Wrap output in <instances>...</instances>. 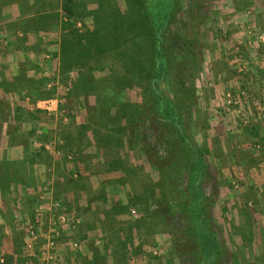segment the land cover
Returning <instances> with one entry per match:
<instances>
[{
	"label": "rangeland",
	"instance_id": "374dc122",
	"mask_svg": "<svg viewBox=\"0 0 264 264\" xmlns=\"http://www.w3.org/2000/svg\"><path fill=\"white\" fill-rule=\"evenodd\" d=\"M63 1L0 0V264H264V0H174L166 24L171 1H147L169 60L156 87L202 176L175 124L145 114L144 73L105 112L74 87L81 71L112 85L118 47L62 68L63 35L101 30L112 6L136 22V3ZM125 30L122 48L151 63L149 36ZM188 190L215 235L208 260Z\"/></svg>",
	"mask_w": 264,
	"mask_h": 264
},
{
	"label": "trees",
	"instance_id": "16d2710c",
	"mask_svg": "<svg viewBox=\"0 0 264 264\" xmlns=\"http://www.w3.org/2000/svg\"><path fill=\"white\" fill-rule=\"evenodd\" d=\"M68 1L70 0L63 1V9L68 13H72L70 9L71 6ZM133 1L136 3L137 8L141 12V16H139V20H136V22L127 21V19H131L130 17H132V14L130 13H128L130 14V17L127 18L126 16H124V14H121L122 18H120V13L117 11L115 6H112L110 12L112 16L105 15L106 25H104L101 30L99 29L100 26H98L93 32L90 31L82 34L79 33V31L75 30L71 31V34L63 35L60 42V58L62 68L66 71L72 68L73 66L83 67L87 64L88 60L90 59V57L88 56H94V53H98L99 55H101L104 51L109 48L118 47L119 49L117 53H114V55H116L112 58L121 60L122 66L126 71L123 75L114 76L113 79L115 78V81L112 85L99 86V84H97V86H95L93 82H90L86 79L84 75L85 73L81 71L77 80L75 81L74 87L80 92L88 93L95 91V94L97 95V104H99L101 112H105L110 99H114L116 97L117 91H115V89H118V87L119 93L122 92V98L118 101L120 106L125 107L126 105H128L129 103H127L123 95L122 87L131 86L133 84L134 77L144 73L145 78H147L149 82L145 106L147 109H149V111L145 112V114H151L153 116L159 115L160 117L168 118L169 120H171V122L175 124L177 135L178 137H180L179 139L183 141V144L185 146H187L188 149H186L189 151L190 155L192 153L191 161L189 163L190 167L188 166V172L193 171L191 172V176H193V173H195L197 176H202L204 171L202 151L197 149L198 154L200 155V162L196 164V168L199 164L197 170H199L200 172H196L194 168L195 155L193 154L194 152L192 148L187 144L186 140H184L178 107L173 101L165 99L162 93L156 87V83L161 80L164 74L169 72V60L166 58L165 50L161 47L162 32L164 29L162 30V32H159V30L155 28L156 19L155 16L151 13L150 8L147 4L148 0ZM170 1L171 5L169 4V8L164 17V24H166L167 19L170 16L171 9L175 3L174 0ZM97 21H99L98 24H102L101 20ZM143 27H145V29H143V35L149 36L148 45L151 55V63L146 62L147 64L141 63V61L138 59V56H136L135 54L131 55V53L126 48L123 49L122 46L125 41L122 37L119 38V33L122 32V29H133L131 30L132 34H134L135 32H139L140 34H142V32H140L139 30L143 31ZM97 32H100L102 40H100L99 37L96 35ZM113 33L115 34V36ZM144 67H146V69H143ZM113 87H115V89ZM117 99H115V101H117ZM189 148H191V151ZM200 178L201 177H199V179ZM198 190V192L201 194L199 199L200 206L202 207V201L204 196L200 188H198ZM188 191L190 192L188 208L190 211L189 216L192 222V231L195 233L196 237L201 240V243L206 239L210 242L209 247L204 248L203 252V254L206 255V258L208 260L210 256H213L216 252H213L211 249V246H215L216 243L215 235L208 228L207 222L204 219L203 215L199 216V225L195 224V220L194 217L191 216L192 211L190 209L191 200L194 198V192L192 193L190 190ZM203 213L204 211L202 212V214ZM203 226L205 227L204 231L200 230V228Z\"/></svg>",
	"mask_w": 264,
	"mask_h": 264
},
{
	"label": "built area",
	"instance_id": "2783aa9c",
	"mask_svg": "<svg viewBox=\"0 0 264 264\" xmlns=\"http://www.w3.org/2000/svg\"><path fill=\"white\" fill-rule=\"evenodd\" d=\"M56 205H57V203H56ZM64 218L62 217V220H64ZM31 235L34 236V232L33 231H31ZM52 246H53V242L49 241L47 243L46 249H43L44 251H42V256L45 257L46 259L52 258V253H51V250H53Z\"/></svg>",
	"mask_w": 264,
	"mask_h": 264
},
{
	"label": "crops",
	"instance_id": "0c3cea01",
	"mask_svg": "<svg viewBox=\"0 0 264 264\" xmlns=\"http://www.w3.org/2000/svg\"><path fill=\"white\" fill-rule=\"evenodd\" d=\"M35 36H36V35L30 34V35H29V38H34ZM90 200H91V199H90ZM94 203H95V202H93V200H91V202H88L87 206H85V207L88 208V213L91 212V210H92V211H95V208L93 207ZM95 204H96V203H95ZM92 213H93V212H92Z\"/></svg>",
	"mask_w": 264,
	"mask_h": 264
}]
</instances>
